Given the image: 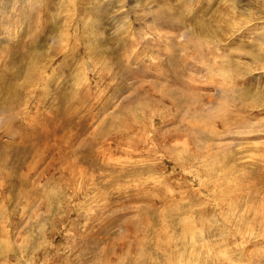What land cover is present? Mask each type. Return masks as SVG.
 Wrapping results in <instances>:
<instances>
[{
	"label": "rangeland",
	"instance_id": "1",
	"mask_svg": "<svg viewBox=\"0 0 264 264\" xmlns=\"http://www.w3.org/2000/svg\"><path fill=\"white\" fill-rule=\"evenodd\" d=\"M0 264H264V0H0Z\"/></svg>",
	"mask_w": 264,
	"mask_h": 264
}]
</instances>
